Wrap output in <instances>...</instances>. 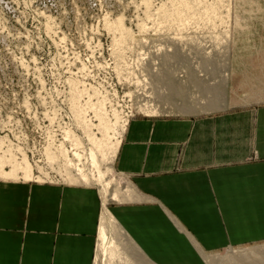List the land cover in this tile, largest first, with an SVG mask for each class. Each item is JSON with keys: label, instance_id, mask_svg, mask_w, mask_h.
<instances>
[{"label": "rangeland", "instance_id": "obj_1", "mask_svg": "<svg viewBox=\"0 0 264 264\" xmlns=\"http://www.w3.org/2000/svg\"><path fill=\"white\" fill-rule=\"evenodd\" d=\"M165 1L0 0V171L11 170L3 161L11 155L16 163L25 159L34 176L26 182L21 172L9 179L0 175V185L76 188L95 196L94 210L88 196L81 197V264L107 262L98 248L99 177L126 181L114 160L107 164L113 139L102 135L104 128L111 133L134 118L213 117L264 104V0H202L193 4L190 21L157 15L156 9L170 5ZM201 4L215 7L217 17L203 18ZM116 19L131 34L111 30ZM77 97L101 105L105 123L99 126V116ZM77 104L83 122L76 118ZM76 168L88 182L74 177ZM118 203L106 208L113 213ZM226 212L220 218L225 240L233 225L239 243L207 251L204 264H264V201L240 200L237 210ZM89 218L92 223L83 224ZM13 232L19 238L9 252L15 264H39L40 257L24 246L22 225ZM127 251L136 255L131 264H152L137 248ZM48 252V264H56L55 249ZM1 258L8 259L6 249Z\"/></svg>", "mask_w": 264, "mask_h": 264}, {"label": "crops", "instance_id": "obj_2", "mask_svg": "<svg viewBox=\"0 0 264 264\" xmlns=\"http://www.w3.org/2000/svg\"><path fill=\"white\" fill-rule=\"evenodd\" d=\"M113 167L133 194L113 213L103 203L102 211L118 220L132 248L152 264H204L207 251L239 243L233 225L225 240L226 211L240 200L264 201V104L213 117L134 118ZM13 186L0 185V264H15L9 252L18 248L13 231L21 225L24 246L39 264H48L49 249L56 264H81V197L94 210L95 196ZM5 249L8 259L1 258Z\"/></svg>", "mask_w": 264, "mask_h": 264}, {"label": "bare ground", "instance_id": "obj_3", "mask_svg": "<svg viewBox=\"0 0 264 264\" xmlns=\"http://www.w3.org/2000/svg\"><path fill=\"white\" fill-rule=\"evenodd\" d=\"M200 1H202V0H193V3H191V2H189V0H167V1H165L166 4L168 2V4H170V5L167 6L164 3L158 9H156L157 10L156 13H157V15H160V17L167 19L168 21H176L178 19L182 20V18L190 21L189 19L193 18L192 15L194 13V11H193L194 5L193 4L199 3ZM223 2H224L223 0H213L214 4H221ZM144 5L146 6V9H149L148 1L147 2L145 1ZM205 5L206 6L202 5L203 6L202 7L203 18L209 19L211 17L212 18L217 17L216 13H213L214 11H216L215 10L216 8L214 7V11H213L210 4H209L210 7L207 4H205ZM213 6H215V5H213ZM211 9L213 12L211 11ZM209 12L212 15H210ZM148 14H150V13H148ZM213 14H215V15H213ZM116 20H118V21L117 22L115 21L116 24L114 23V25H111V27H110L111 30L113 29L114 31H117L118 33H120V35H125V36L126 35L128 36L129 34H131L128 29H126L124 26H122L123 24L121 25V23H122L121 19L120 20L116 19ZM138 27L142 28L143 24H140ZM77 98L79 100V102H78L79 105L80 106L82 105L81 107L86 108V109H92L93 111H95L94 117L99 116L98 120L101 121L99 123V126H101V125H103V123H105V121L103 120L101 113H100L101 105H99L97 107L98 104H95L93 102V99L90 97L82 98V99H81V97H77ZM77 98L75 100H77ZM76 107H77V108H75L76 113H77L76 118L78 117L77 120L78 121L82 120V122H83V116H81L82 112L80 111L81 109L78 108V104L76 105ZM97 108H98V110H97ZM78 109H80V110H78ZM151 113L155 114V112H151ZM116 123H117V118L115 120V126L118 125ZM125 124L126 123L121 124V126H119L118 128H116V127L113 128L111 133L108 132L107 128H104L105 135L102 134V132H101V134L104 137H106L107 135L110 136V134H112V137H110L111 138L110 140H112V139L115 140L114 142H113V140L111 142H108V146H109L108 156H109V158H106L107 164L112 163L116 157V154H117L118 149H119L120 139L122 138V135H123L124 130H125ZM87 127L88 126H84V127L82 126V129L84 128L85 131H88L89 129ZM100 130H102V129H100ZM91 142L94 144L93 145L94 147L98 146V149H99L100 143L93 142L92 138H91ZM3 161L5 163H8L11 165V170L9 172L0 171L1 177L5 178V179H9L11 177H17L18 172L19 173L21 172L22 173L21 177L26 182L28 180H30L32 177L34 178L32 170H31L30 166L28 165V163L25 159H23L22 162H20V163H16L13 161V157L11 155H9V156L5 157L3 159ZM76 172L77 173L75 174L74 177L88 182V178H86V176L84 174H82L79 169L76 168ZM121 180H120V178H118L117 180L114 181V180H111V178H105L104 179L103 176L99 177L97 184L102 186V203H103V206L108 202H121L123 200L125 201V199L128 196L130 197L132 190L130 189V187L128 185H126L127 183L125 181L121 182ZM112 183L115 184V190L108 191V186H110ZM129 197L127 198V200L129 199ZM120 240H123V242H122L123 244H120ZM98 242H99L98 248L101 249L102 255L107 260V262L105 264H131L130 258H132V260H133V257L136 256L134 253L128 254L127 248L129 245L131 246L130 239L128 237H126V235H124L123 230L120 227L116 226L115 220L108 213V211L106 209H104L102 211V214L100 216V224H99V229H98ZM123 246L125 248H123ZM131 248H132V246H131ZM140 254H142V253H140ZM136 263L138 264V262H136Z\"/></svg>", "mask_w": 264, "mask_h": 264}]
</instances>
